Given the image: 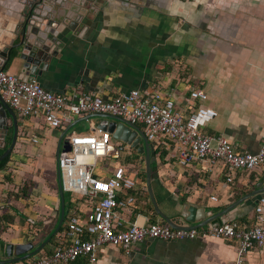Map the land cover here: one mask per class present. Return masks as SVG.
<instances>
[{
    "label": "crops",
    "instance_id": "obj_1",
    "mask_svg": "<svg viewBox=\"0 0 264 264\" xmlns=\"http://www.w3.org/2000/svg\"><path fill=\"white\" fill-rule=\"evenodd\" d=\"M31 1L0 0V53L18 42ZM95 5L96 10L86 13L56 8L50 19L55 42H44L49 55L34 69L32 80L57 95L80 89L110 98L129 90H159L184 114L195 103L188 93L197 89L206 94L203 106L216 112L201 132L223 136L237 151H257L264 136V0H98ZM13 51L3 61V70L17 76L22 62ZM15 117L16 141L0 171V260H6L3 248L8 244L29 242L35 248L49 240L43 238L59 219L54 153L63 130L43 129L38 119ZM86 123L88 132L98 124ZM5 125L0 149L11 128L7 116ZM32 136L36 144L30 142ZM154 164V201L179 225H187L176 215L183 203L202 209L205 219L252 191L257 182L264 186V165L252 172L208 171L200 163L180 167L170 152L162 163L155 158ZM100 169L95 168L96 176H102ZM136 184L142 185L138 177ZM256 200L246 199L207 225L233 221L239 228L252 227ZM84 208L82 203L80 210ZM118 214L127 223L160 220L146 188ZM52 247L47 241L40 252ZM97 257L101 264H233L235 243L211 237L145 239L126 254L102 245ZM243 264H264V255L248 252Z\"/></svg>",
    "mask_w": 264,
    "mask_h": 264
},
{
    "label": "built area",
    "instance_id": "obj_2",
    "mask_svg": "<svg viewBox=\"0 0 264 264\" xmlns=\"http://www.w3.org/2000/svg\"><path fill=\"white\" fill-rule=\"evenodd\" d=\"M0 97L18 118L38 119L47 130L64 131L75 119L94 113L121 118L140 126L153 151L165 146L180 167L200 163L208 171L230 173L252 172L264 165V136L257 151L247 153L237 151L223 136L201 132L204 125L216 117V112L203 106L206 94L197 89L188 93V99L196 104L184 114L159 90H129L110 98L80 89L57 95L45 91L32 79L24 81L0 67ZM22 137L25 138V134ZM65 137L69 138L68 149L59 151L54 164V170L57 166L59 171L61 190L72 202L64 230L55 234V243L48 253L39 251L14 264H71L76 260L101 264L97 252L102 245L118 247L126 254L132 244L145 239L181 241L197 237L233 241V264H243L251 251L264 255V193L256 200L254 223L249 228H239L233 221L201 229H172L162 220L127 223L118 210H125L134 203L128 191H135L137 195L145 193V187L136 184V168L140 163L136 168L118 163L121 144L106 131L93 128L87 134L74 133ZM30 142L36 144L38 139L32 136ZM130 150L128 148L127 153ZM106 158L115 163L102 167V176H96L97 159ZM122 192L125 195L119 198ZM209 200L216 202L213 196ZM82 203L85 205L83 212L80 210Z\"/></svg>",
    "mask_w": 264,
    "mask_h": 264
},
{
    "label": "water",
    "instance_id": "obj_3",
    "mask_svg": "<svg viewBox=\"0 0 264 264\" xmlns=\"http://www.w3.org/2000/svg\"><path fill=\"white\" fill-rule=\"evenodd\" d=\"M97 1L98 0H33L30 2V4L28 3L27 12L24 15L21 23L19 40L9 50L6 49L0 53V67L3 69V61L7 60L11 50H14L13 56L15 55L22 62L21 73L18 74L17 77L21 78L24 81L31 80V74L34 72V69L49 55L50 48L45 46L44 42L46 40L50 41L52 44L55 42L50 26L53 21H51L50 19L51 15L57 12L56 8H58V10H62L67 7H71L75 8L76 12L82 9L86 13L94 10V8L95 10L97 9L95 5ZM6 116L9 120V126H11V138L5 150L0 154V162L10 154L15 144L17 135L15 114L0 97V130H6V127H8V125H5ZM92 117L101 118V120L98 122V124H96L94 128L100 129L101 131H106L113 140L120 143L121 146L119 147V150H122L123 147L126 146L135 151L137 154L143 155L144 185L146 188L147 196L149 198V202L158 218L165 222L166 225L172 229H198L200 227L206 226L212 220L225 215L228 211H230L246 199L256 196L258 198V196L264 193V186H262L261 182H257L254 185V189L252 191L239 197L235 202L227 206L222 211L205 219V214L202 209L190 206L188 203H183L181 205V210L176 215L180 217L184 221V223H187V225H179L175 223L173 219H170L166 215L162 214L157 208L150 185L152 172L155 170L154 168L150 169V166L155 162L153 150L146 140V137L143 134L142 130L136 125L129 124L121 118L110 116L107 114L94 113L80 117L74 120L61 133L60 138L57 141L54 153V164L57 160L59 151H67L68 149V147L66 149L64 148V143H66L68 146L69 138L65 137L61 142V138L66 134L67 130L75 123L81 120L87 121ZM54 171L59 198V219L56 228L51 235H54L58 231L63 221L64 213L63 192L60 187L59 171L57 169V166H55ZM261 179L264 180V174ZM254 203H256V201H254ZM47 241L48 239L40 243L35 248H33V245L29 242L18 245L8 244L3 248V255L6 260H0V264H14L32 257L43 248Z\"/></svg>",
    "mask_w": 264,
    "mask_h": 264
},
{
    "label": "trees",
    "instance_id": "obj_4",
    "mask_svg": "<svg viewBox=\"0 0 264 264\" xmlns=\"http://www.w3.org/2000/svg\"><path fill=\"white\" fill-rule=\"evenodd\" d=\"M17 126H18V124H17ZM140 127V126H139ZM10 138H11V128L9 129V131L7 132V137H6V141H7V144L2 148V149H0V154L5 150V148L7 147V145L9 144V141H10ZM131 150L129 151V153L127 154V155H125V156H129L131 153ZM135 152V151H134ZM153 154H154V157L156 158V159H158V161L160 162V163H162L163 162V159H164V157L167 155V149L165 148V146H161V147H159V148H157V149H154V151H153ZM10 155H11V152H10V154L7 156V157H5L1 162H0V171L1 170H3L4 168H5V166H6V164L8 163V161H9V158H10ZM118 163H120V164H129V165H131V166H133V167H135L136 168V164L138 163H140V164H142V167H143V155H136V156H133L132 158H131V160H129V158H125L124 160L122 159V156H121V160L118 162ZM155 165V164H154ZM134 168V169H135ZM136 170H137V173H136V175H137V177H138V179H139V181L141 182V184L143 185L144 184V167H143V169L141 170V171H139L138 170V168H136ZM31 185V184H30ZM25 187H27L26 185H24V189H25ZM22 190H23V188H22ZM21 191V190H20ZM127 194L128 195H132L133 197H137V192H132V191H128L127 192ZM146 195V194H145ZM144 195V196H145ZM146 197V196H145ZM63 204H64V213H63V222L61 223V225H60V227H59V229H58V233H61V232H63V230H64V221H65V218H66V213L68 212V210L72 207V202H71V199L70 198H64V193H63ZM152 222H154V221H152ZM56 225H57V222H56V224L54 225V227H53V229L47 234V236L46 237H44L43 238V240H45L46 238H49V240H48V244H53L54 245V243H55V239H56V237L53 235V236H51V232L55 229V227H56ZM0 230H1V228H0ZM45 248V247H44ZM44 248L42 249V251H44ZM46 253H48V252H46ZM76 263H80V264H86V262L84 261V260H76L75 261Z\"/></svg>",
    "mask_w": 264,
    "mask_h": 264
},
{
    "label": "rangeland",
    "instance_id": "obj_5",
    "mask_svg": "<svg viewBox=\"0 0 264 264\" xmlns=\"http://www.w3.org/2000/svg\"><path fill=\"white\" fill-rule=\"evenodd\" d=\"M98 119H99V120H98ZM89 120H92L93 122L98 123V121H100L101 118H98V117H92V118H90ZM86 122H87V121H85V120H81V121L75 123L74 125H72V126L69 128V130L67 131L66 136L71 135V134H74V133H83V134H87V133H89L90 131L88 132V124H87ZM127 151H128V148H126L125 146H124L123 149L121 150V156H122V159H123V160H124L125 158H129V160H131V158H132L133 156L138 155L136 152H134L133 150H131V152H130L131 154H130L129 156H125V155L128 154ZM111 163H115V162L109 160L108 158H106V159H97V162H96V169H98V168H102V167L105 168V167H107L108 164H111ZM153 165H154V164H152V165L150 166V169H151V167H152ZM142 169H143V167H142V165L140 164L139 167H138V170L141 171ZM64 198L67 199V198H70V197H69L68 194H65V193H64Z\"/></svg>",
    "mask_w": 264,
    "mask_h": 264
},
{
    "label": "flooded vegetation",
    "instance_id": "obj_6",
    "mask_svg": "<svg viewBox=\"0 0 264 264\" xmlns=\"http://www.w3.org/2000/svg\"><path fill=\"white\" fill-rule=\"evenodd\" d=\"M151 168H153V166Z\"/></svg>",
    "mask_w": 264,
    "mask_h": 264
}]
</instances>
